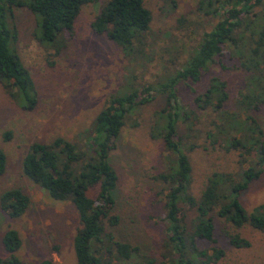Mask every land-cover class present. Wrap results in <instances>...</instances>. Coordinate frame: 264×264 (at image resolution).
<instances>
[{
    "label": "rangeland",
    "instance_id": "rangeland-1",
    "mask_svg": "<svg viewBox=\"0 0 264 264\" xmlns=\"http://www.w3.org/2000/svg\"><path fill=\"white\" fill-rule=\"evenodd\" d=\"M106 1L82 7L73 36L64 38L65 47L60 51L36 38L37 15L24 7L13 9L11 21L17 31L14 49L32 76L38 101L32 111L21 109L7 92L5 82L0 81V150L7 157L6 172L0 177V195L19 190L29 201L26 212L17 219H11L0 203L1 260L9 256L2 245L3 235L13 229L22 241L17 253L22 264L46 260L77 264L73 241L81 229L78 215L70 199L54 200L23 174L22 161L30 145L50 144L61 137L83 149L96 115L111 99L132 90L130 85L142 89L163 84L191 57L202 34L218 21L214 16L203 15L200 0H145L151 14L150 27L143 35V44L128 57L122 48L91 29ZM254 12L258 17L251 18L252 27L264 29V3ZM229 58L223 50L209 73L192 85L193 90L185 86L178 89L180 102L198 118L191 129L178 123V132L186 133L189 146L193 147L185 153L192 168L190 194L197 199L208 178L224 175L235 179L241 168H246L239 162L238 150L226 151L217 138L208 134L216 115L200 110L195 103L196 96L208 88L209 79L218 76L227 84L229 99L225 108L242 115L236 103L250 91V85L237 63ZM164 108L165 96L154 94L150 102L126 115L116 147L110 152V163L118 176L112 210L118 224L111 227L104 221L103 236L94 243V253L104 263L108 261L104 235L110 233L114 239L138 249L127 261L113 259L114 264H164L167 191L158 175L171 172L172 166L160 135ZM253 115L264 134V105ZM96 193V189H91L88 196L95 199ZM240 201L247 212L264 204V173L243 192ZM181 209L187 218L186 228L192 231L195 211L184 204ZM214 223L216 243L197 241V245L199 249H222L224 255L216 264H264V232L249 225L236 229L217 218ZM232 235L247 240L249 246L234 247L229 240Z\"/></svg>",
    "mask_w": 264,
    "mask_h": 264
},
{
    "label": "trees",
    "instance_id": "trees-1",
    "mask_svg": "<svg viewBox=\"0 0 264 264\" xmlns=\"http://www.w3.org/2000/svg\"><path fill=\"white\" fill-rule=\"evenodd\" d=\"M99 1L0 0V81L5 82L7 92L21 109L34 110L38 97L32 76L14 49L17 31L11 21L13 9L24 7L37 15L36 38L60 51L65 47L64 38L73 36L82 7ZM263 3L264 0H200L199 10L203 15L214 16L218 21L202 34L191 57L163 84L142 89H133L130 85L132 90L111 99L96 115L83 149L61 137L50 144L30 145L22 161L23 174L54 200L70 199L78 215L81 229L73 241L77 264H114L113 259L127 261L138 251L105 233L108 261L104 263L95 255L94 243L103 236L104 221L111 227L118 224V217L112 215L118 176L110 163V152L116 147L126 115L150 102L154 94L165 96L160 135L164 149L172 158L171 172L158 175L167 191L163 219L166 224L164 264H216L224 251L217 247L199 249L197 245V241L216 243L215 218L236 229L249 225L264 232V204L247 212L240 201L243 192L264 173V134L253 115L264 105V29L252 27L253 19L258 17L254 11ZM150 22L145 0H107L94 17L91 29L132 57L135 47L143 44ZM223 50L237 63L250 85V91L236 103L245 115L242 117L241 113L225 108L229 99L227 84L218 76L209 79L208 88L196 96L195 103L200 110H210L216 115L208 134L217 138L226 151L238 150L239 162L242 166L246 164V168L242 167L235 179L224 175L208 178L197 199L190 194L192 168L185 153L193 147L189 146V136L178 132V123H185L191 129L198 118L180 102L178 89L182 86L192 89V85L201 82ZM6 168L7 157L0 150V177ZM91 189L97 190L95 199L88 196ZM0 203L11 219L23 216L29 205L28 198L19 190L0 195ZM183 204L195 211L192 231L186 228ZM229 240L236 248L249 246L247 240L237 235L230 236ZM2 245L9 256L0 259V264H22L17 255L22 246L17 231L7 230ZM39 264L53 262L46 260Z\"/></svg>",
    "mask_w": 264,
    "mask_h": 264
}]
</instances>
